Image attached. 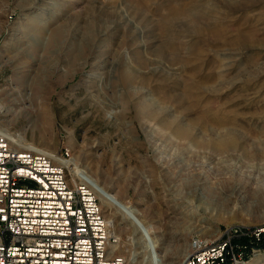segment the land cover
Wrapping results in <instances>:
<instances>
[{"label": "rangeland", "instance_id": "rangeland-1", "mask_svg": "<svg viewBox=\"0 0 264 264\" xmlns=\"http://www.w3.org/2000/svg\"><path fill=\"white\" fill-rule=\"evenodd\" d=\"M225 1L0 0V127L75 167L114 254L129 258L136 211L159 243L136 264H181L194 238L264 225V2Z\"/></svg>", "mask_w": 264, "mask_h": 264}, {"label": "built area", "instance_id": "built-area-1", "mask_svg": "<svg viewBox=\"0 0 264 264\" xmlns=\"http://www.w3.org/2000/svg\"><path fill=\"white\" fill-rule=\"evenodd\" d=\"M16 145L0 128V264H130L111 251L115 238L92 190L59 161ZM263 245L264 225L194 238L181 264H244Z\"/></svg>", "mask_w": 264, "mask_h": 264}, {"label": "bare ground", "instance_id": "bare-ground-1", "mask_svg": "<svg viewBox=\"0 0 264 264\" xmlns=\"http://www.w3.org/2000/svg\"><path fill=\"white\" fill-rule=\"evenodd\" d=\"M240 1H242V0H226L225 2H226V4L224 5L225 6V8H229V9H240V6H239V4H240ZM246 2H247V4L246 5H249V6H253V5H256V4H258V3H260V2H264V0H245ZM58 6V4L55 2V3H53V7L54 8H56ZM199 10L198 12H196L197 10ZM182 10V9H181ZM184 10L189 14V15H192L193 17H195L196 19H198V20H201V19H203L204 18V16H205V13H206V11H205V5L204 4H199V3H192V4H190L189 5V7H185L184 8ZM183 11V10H182ZM174 13H175V11H174ZM170 15V14H169ZM39 16V15H38ZM250 22V21H249ZM250 27H251V29L247 32V34H241L240 32H239V34L237 35V43H241V42H243L244 41V39H248V40H253V39H255L256 37V32H257V30L254 28V25L253 24H251L250 25ZM247 29V28H246ZM167 35V34H166ZM169 35V34H168ZM167 38V37H166ZM169 38V37H168ZM167 38V39H168ZM170 41V40H169ZM170 50L172 51L173 49H172V47H170ZM1 128V127H0ZM2 130H4L3 128H1ZM188 132H189V130H188V128H183L181 131H180V134L181 135H188ZM41 138L43 139V140H45L46 139V135H41ZM224 143H225V141H224ZM226 144V143H225ZM45 155V154H44ZM60 163H62L63 165H65L66 167H69V168H74L73 170H72V168H71V170L73 171V173L74 174H78L79 172L75 169V167L74 166H72L70 163H69V161H63V160H60L59 161ZM129 209V208H128ZM135 214H136V211L134 210V209H129V210H127L126 211V213L124 214V215H126L125 216V219L127 220V222L129 221L130 223H131V225H133V226H135V230L137 231V234H138V236H137V238H135V236L132 238V241L130 242L129 241V243H128V245H129V248H128V251H130L129 252V262H130V264H136L137 263V261H138V259H139V257H138V254H137V252H136V249H138L139 247H140V245L143 247V249H145L146 250V254H147V256L148 257H158V254H156V248H157V246H158V240H156V239H150L149 241H147V242H144V238L143 237H145V235L146 234H148L149 235V232H150V228L148 229L147 227H149V226H143L142 224H140L137 220H136V218H135ZM151 233V232H150ZM150 235H152V234H150ZM147 238V237H146ZM146 238H145V240H146ZM140 240H141V242H140ZM114 243H116L117 244V239H114ZM139 245V246H138ZM116 245L114 244V246L113 247H115ZM144 250V251H145ZM112 252H114V251H112ZM126 257V256H125ZM127 258H128V256H127ZM153 259V258H152ZM154 261H156L155 259H154ZM153 262V261H152ZM152 262H150V261H148L147 262V264H155V263H152ZM146 264V263H145ZM156 264H159V260H157L156 261Z\"/></svg>", "mask_w": 264, "mask_h": 264}, {"label": "trees", "instance_id": "trees-1", "mask_svg": "<svg viewBox=\"0 0 264 264\" xmlns=\"http://www.w3.org/2000/svg\"><path fill=\"white\" fill-rule=\"evenodd\" d=\"M262 248H264V245L262 246Z\"/></svg>", "mask_w": 264, "mask_h": 264}]
</instances>
